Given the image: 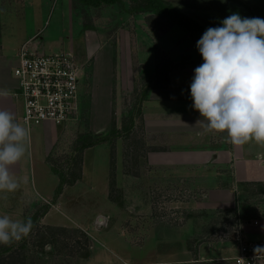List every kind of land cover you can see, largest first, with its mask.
<instances>
[{
    "label": "rangeland",
    "instance_id": "rangeland-1",
    "mask_svg": "<svg viewBox=\"0 0 264 264\" xmlns=\"http://www.w3.org/2000/svg\"><path fill=\"white\" fill-rule=\"evenodd\" d=\"M165 1L184 14L202 12L195 19L203 26L209 23L204 11L217 12L222 19L232 12L242 17L264 18L260 6L264 4L254 0ZM128 5L126 0L125 8ZM125 8L120 5L93 8L79 0H0L1 55L14 58L23 43L39 34L35 43L40 52L72 54L80 68L79 112L63 124H50L56 130L58 143L48 162L41 163L40 155L37 159L26 156L22 175L16 176L18 187L11 192H0V215L32 221L29 234L16 241L17 245L26 244L31 264H85L83 258L94 252V246L96 251L100 249L99 234L93 229L79 231L74 223L90 224L98 212L111 214L113 231L119 227L127 231V244L131 248L124 249L123 241L105 245L118 253L122 261L131 262L140 254L139 240L162 229L145 226L150 222L141 211L151 208L153 202L154 222L169 223L175 217L183 222L188 213L171 209L172 200L198 198L188 188L148 177L151 168H147L145 157L150 141L143 131L140 114L141 89L149 86L144 85L141 72L143 76L152 75L156 60L159 69H167L168 60L159 52L183 38L185 30L175 25L163 34L164 23L152 19L150 24L154 26L150 27L144 14L132 15ZM182 44L185 43L174 54L183 49ZM189 51L197 52V48L191 47ZM130 78L134 82L132 86ZM45 124L31 127L39 131L40 151L48 147ZM49 133L52 138L53 131ZM98 140L102 142L85 147ZM74 179L78 180L76 186V183L66 184ZM208 180L212 185L214 179ZM60 185L63 190L67 187L66 194L57 193ZM50 191L54 197L48 204L45 201ZM53 201H59V206L50 205ZM248 202L262 207L264 198L256 196ZM188 220L190 227L191 219ZM81 232L92 240L86 249Z\"/></svg>",
    "mask_w": 264,
    "mask_h": 264
},
{
    "label": "crops",
    "instance_id": "crops-1",
    "mask_svg": "<svg viewBox=\"0 0 264 264\" xmlns=\"http://www.w3.org/2000/svg\"><path fill=\"white\" fill-rule=\"evenodd\" d=\"M254 2L264 4V0ZM260 6L264 10V5ZM199 13L202 12L197 10L187 15L195 19ZM216 13L203 12L209 20L206 27H215L222 20ZM139 15L141 17L142 14ZM184 37L188 38L187 42ZM184 37L160 50L159 54H163L168 60L167 69H159V62L156 60V70L152 75L143 76L141 72L144 85L149 86L141 89L140 114L143 131L150 141V149L145 157L147 168H151L148 177L155 176L188 188L198 198L192 201L172 200L171 209L188 213L183 222L176 221V217L169 223L161 220L154 222L153 202L150 203L151 208L141 211V215H145V219L150 222L145 226L162 229L156 230L153 235L145 234L139 240L142 243L138 247L140 254L133 257L131 262L122 261L118 253L105 245L123 241L124 249L130 246L127 244L128 233L124 227L115 231L111 229V214L98 212L90 224L74 223L81 231L93 229L99 234L97 243L100 249L96 251L94 246V252L83 258L85 264H116V261L118 264H234L233 260L238 254L235 241L237 231L248 240L264 239V205L254 206L248 202L256 196L264 198V193L257 186L259 183L264 184V145L249 141L241 146H233L226 140L225 134L205 132L199 126H194L200 117L198 111L191 107L189 84L194 74L193 69L202 63V57L198 50L194 53L189 50L191 47L196 48V41L200 36L191 35L185 30ZM182 42L185 43L182 44L183 49L174 54ZM17 65L18 53L14 58L0 54V90L8 93L0 95V110L10 111L14 120L25 126L30 134L26 154L19 162L10 166L15 176H21L27 163L26 156L28 159L36 156L37 159L40 155L41 163L48 162L49 154L58 143V135L51 128L52 123L45 124L48 147L40 151L37 141L39 131L31 130V127L24 124L23 103L20 98L15 97L18 82L13 72ZM139 65L142 70L143 65ZM130 81L132 86L134 82L131 78ZM52 131L54 142L49 133ZM154 172L157 174L153 175ZM209 178L214 179L212 185L208 184ZM77 182L78 180L75 186ZM198 191L201 193L198 194ZM66 192L67 187L59 195ZM77 193L76 189L75 194ZM148 194L150 195L149 192ZM47 195L45 202L48 203L54 196L52 191L47 192ZM249 196L252 197L250 200ZM59 201H53L50 205L59 206ZM188 219H191L190 227ZM255 221L257 225L254 224Z\"/></svg>",
    "mask_w": 264,
    "mask_h": 264
},
{
    "label": "clouds",
    "instance_id": "clouds-1",
    "mask_svg": "<svg viewBox=\"0 0 264 264\" xmlns=\"http://www.w3.org/2000/svg\"><path fill=\"white\" fill-rule=\"evenodd\" d=\"M196 48L202 63L193 69L189 84L191 107L200 117L194 126L225 134L233 146L249 141L264 145V18L232 12L207 27ZM29 135L10 111L0 110V192L18 187L10 166L26 154ZM31 227L30 219L0 215V244L20 240Z\"/></svg>",
    "mask_w": 264,
    "mask_h": 264
},
{
    "label": "built area",
    "instance_id": "built-area-1",
    "mask_svg": "<svg viewBox=\"0 0 264 264\" xmlns=\"http://www.w3.org/2000/svg\"><path fill=\"white\" fill-rule=\"evenodd\" d=\"M38 36L19 49L18 65L13 72L18 82L15 97L22 100V121L27 127L44 123L60 125L74 119L79 112L80 68L72 54L40 52L35 43ZM235 241L238 254L234 264H264V239L248 240L237 231Z\"/></svg>",
    "mask_w": 264,
    "mask_h": 264
},
{
    "label": "trees",
    "instance_id": "trees-1",
    "mask_svg": "<svg viewBox=\"0 0 264 264\" xmlns=\"http://www.w3.org/2000/svg\"><path fill=\"white\" fill-rule=\"evenodd\" d=\"M82 4H85L88 7L101 8L103 6L110 7L115 5H120L122 9L125 8L124 0H79ZM132 15L144 14L147 19V23L150 27H153L154 24H150L153 20L161 21L166 25L163 33H165L169 28L174 25L179 26L180 28L188 31L191 35L200 34L202 35L203 31L207 28L200 24L196 19L188 16L181 12L178 8L171 4H167L165 0H129L128 7L125 8ZM157 30V29H156ZM99 137V136H98ZM103 140V139H101ZM98 140L97 142H90L85 147L90 148L102 142ZM76 180L70 181L66 184H73ZM65 183L62 182V185ZM264 193V184H257ZM62 187L57 190L58 194L61 192ZM80 231V230H79ZM85 240V249L88 248L90 243L89 237L83 232H81ZM17 240H12L7 244H0V264H31L28 261V255L26 253V244H16ZM68 243V241H66ZM25 243V242H24ZM66 243V244H67ZM65 244V245H66ZM69 245V244H68ZM68 248V246H65ZM83 249V248H82ZM81 249V250H82Z\"/></svg>",
    "mask_w": 264,
    "mask_h": 264
}]
</instances>
